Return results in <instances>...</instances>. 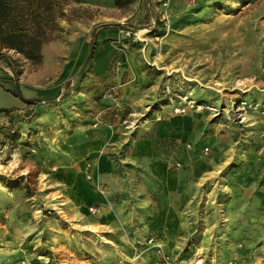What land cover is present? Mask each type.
I'll return each mask as SVG.
<instances>
[{"label":"rangeland","instance_id":"rangeland-1","mask_svg":"<svg viewBox=\"0 0 264 264\" xmlns=\"http://www.w3.org/2000/svg\"><path fill=\"white\" fill-rule=\"evenodd\" d=\"M70 1L0 59V264H264V0Z\"/></svg>","mask_w":264,"mask_h":264},{"label":"trees","instance_id":"trees-1","mask_svg":"<svg viewBox=\"0 0 264 264\" xmlns=\"http://www.w3.org/2000/svg\"><path fill=\"white\" fill-rule=\"evenodd\" d=\"M83 16L85 15L80 8L72 7L70 0H0V59L4 58L6 65L14 72L16 69L12 59L5 53L11 50L21 54L34 66L41 65L43 48L60 30V21H71ZM9 91L26 103L39 104V99L27 98L16 84L15 88ZM59 95L58 92L47 101L54 102ZM3 111L10 113L12 110L4 109ZM9 121L10 124L7 126H0V136H5L15 145L21 137V131L15 126L16 118L13 115H10ZM2 143L5 144L4 141ZM0 178L8 186L14 187L15 183L19 185L26 177L5 179L0 176Z\"/></svg>","mask_w":264,"mask_h":264},{"label":"built area","instance_id":"built-area-1","mask_svg":"<svg viewBox=\"0 0 264 264\" xmlns=\"http://www.w3.org/2000/svg\"><path fill=\"white\" fill-rule=\"evenodd\" d=\"M151 264H171L170 257L164 252H158V257Z\"/></svg>","mask_w":264,"mask_h":264},{"label":"water","instance_id":"water-1","mask_svg":"<svg viewBox=\"0 0 264 264\" xmlns=\"http://www.w3.org/2000/svg\"><path fill=\"white\" fill-rule=\"evenodd\" d=\"M93 48H94V43L92 44V47H91V52L93 51Z\"/></svg>","mask_w":264,"mask_h":264}]
</instances>
